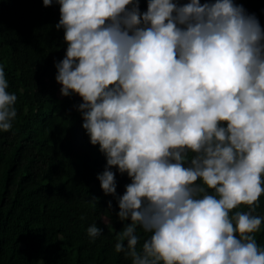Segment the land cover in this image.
<instances>
[{"label": "clouds", "instance_id": "1", "mask_svg": "<svg viewBox=\"0 0 264 264\" xmlns=\"http://www.w3.org/2000/svg\"><path fill=\"white\" fill-rule=\"evenodd\" d=\"M55 3L67 45L55 79L81 97L82 127L106 158L97 179L125 222L115 252L131 264H264L258 18L234 0H147L143 12L139 0ZM8 88L0 66V132L17 116ZM114 167L130 178L123 195ZM138 229L149 234L139 248Z\"/></svg>", "mask_w": 264, "mask_h": 264}, {"label": "trees", "instance_id": "2", "mask_svg": "<svg viewBox=\"0 0 264 264\" xmlns=\"http://www.w3.org/2000/svg\"><path fill=\"white\" fill-rule=\"evenodd\" d=\"M139 2L146 11L147 0ZM234 3L264 28V0ZM59 19L55 0H0V66L17 95L13 127L0 132V264H131L114 250L125 222L97 179L106 158L82 127V99L61 95L55 79L67 47ZM112 170L123 195L130 178ZM255 214L264 216V194ZM93 223L102 229L95 240L87 235ZM137 231L139 248L149 234ZM254 236L264 247V223Z\"/></svg>", "mask_w": 264, "mask_h": 264}]
</instances>
